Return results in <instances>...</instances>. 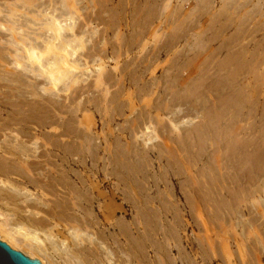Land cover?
Segmentation results:
<instances>
[{
  "label": "rangeland",
  "instance_id": "374dc122",
  "mask_svg": "<svg viewBox=\"0 0 264 264\" xmlns=\"http://www.w3.org/2000/svg\"><path fill=\"white\" fill-rule=\"evenodd\" d=\"M208 1L0 0V77L21 80L0 123L35 142L0 138L38 162L0 189L54 225L57 264L82 248L140 264L143 237L145 264H264V14L247 10L264 0Z\"/></svg>",
  "mask_w": 264,
  "mask_h": 264
},
{
  "label": "bare ground",
  "instance_id": "6f19581e",
  "mask_svg": "<svg viewBox=\"0 0 264 264\" xmlns=\"http://www.w3.org/2000/svg\"><path fill=\"white\" fill-rule=\"evenodd\" d=\"M210 1V0H209ZM208 1V2H209ZM223 1V7H227V11H230L233 12L235 11V8L236 7H241L242 6H248V3L249 1L248 0H222ZM203 2V1H202ZM205 2V1H204ZM203 2V3H204ZM207 2V1H206ZM251 2V1H250ZM253 3V1H252ZM263 3V2H262ZM206 4V3H205ZM209 4V3H208ZM207 5V4H206ZM221 5V4H220ZM264 5V4H263ZM253 8H250L247 9L248 11H251L252 10V15L253 14H257L256 16H258V14L261 15V13L264 14V11H262L261 9V1H257V2H254V4H252ZM209 7V6H208ZM232 8H233V11H232ZM248 8V7H247ZM264 8V7H263ZM240 9V8H239ZM238 9V10H239ZM243 9V8H242ZM244 10V9H243ZM230 12V13H231ZM237 12V10H236ZM244 12V11H243ZM241 13V11H240ZM247 13V12H246ZM246 13L243 14L246 15ZM242 14V13H241ZM262 14V15H263ZM248 15V14H247ZM246 15V16H247ZM252 15H249V16H252ZM225 16V15H224ZM242 16V15H241ZM240 16V17H241ZM254 16V15H253ZM264 17V16H263ZM248 16L245 17L244 16V20H248ZM253 18V17H252ZM250 18V19H252ZM243 19V17H242ZM249 19V20H250ZM233 20V19H232ZM261 20V19H259ZM245 21V22H246ZM256 21V19H255ZM241 22V21H240ZM263 22V21H262ZM238 24V23H237ZM261 25V24H260ZM52 26L54 27H60V23L59 22H53ZM259 26V25H258ZM261 27V26H260ZM229 28V27H228ZM258 28V27H257ZM249 31V30H248ZM245 32V31H244ZM252 39V38H251ZM50 48V46H48ZM59 50L61 51H64V47L63 48H58ZM31 51V50H30ZM34 52H32L31 54H33ZM31 54L29 53V55L31 56ZM35 58H39L38 56H36ZM34 58V59H35ZM60 59V65L55 68L54 70H49L48 71V77H51V79L53 80H57L60 76V73H62L63 71H65L66 69H70V65L69 63H67V59L65 60L64 57L62 58H59ZM33 61V60H32ZM5 65H8L12 68H16L14 65H12L9 61H6L5 62ZM7 66V67H8ZM6 67V68H7ZM9 67V69H10ZM11 68V69H12ZM72 68V67H71ZM53 69V68H51ZM2 77V75H1ZM0 77V119H3L5 120L6 119V116H10V117H7L9 119H18L16 117H13V110L10 112V109L11 107H13L14 105V101L17 99H11V98H15L16 97V89H17V83L20 80L19 77H17L15 74H12L8 79H2ZM7 78V77H5ZM7 82L5 85V83L3 82ZM19 94V92L17 93ZM21 94V93H20ZM19 94V96H20ZM7 99V100H6ZM27 112H25V120L23 121H26L27 123L31 122V117H32V114H33V109L31 108L30 104H28L27 106V109H26ZM18 114V113H16ZM21 121V119H20ZM15 122V121H14ZM20 123V122H19ZM16 124V123H14ZM13 125V124H12ZM11 124H7V122H3V123H0V137H2L4 134L5 131L8 130V134L7 136L9 135V137H11L10 140L11 142H13L14 144H16L17 142V146L19 145H22L24 143V146L26 144V146L29 148V145H33V143L35 142L34 141V138H32L33 136H31V133H28L26 135V138H21V136L19 135V132L16 131V127H13L15 125L12 126ZM18 126V125H17ZM20 128V127H19ZM3 132V133H2ZM22 134V133H21ZM5 138V137H4ZM0 151L3 153L0 155V184L2 186H6V187H9V185H13L14 186V182L16 181H13L12 182V179L10 176H13L15 173L18 172V166L17 164L21 163V165L23 164L25 168H28V170H32L35 166L37 167L38 165V162H32L30 161V159L28 160L27 157H30L31 154H18L17 152H15L14 150L8 147L5 146V144L3 143L5 140H7L6 138L3 140L2 142V139L0 138ZM46 142V141H45ZM49 143V142H48ZM56 143V142H55ZM47 144V142H46ZM58 144V143H56ZM21 147V146H20ZM15 148V147H14ZM17 148V147H16ZM32 148V147H31ZM29 150V149H28ZM46 154V153H45ZM24 155V156H23ZM37 156V155H35ZM42 156V155H40ZM46 156V155H45ZM241 156V155H240ZM9 157H13V161H10ZM232 157V156H231ZM239 158V157H238ZM40 163V162H39ZM20 165V166H21ZM19 166V167H20ZM242 167V166H240ZM17 170V172H15ZM61 171V170H60ZM61 173V172H60ZM240 173V172H239ZM19 174H17L16 176H18ZM63 175V174H62ZM235 175V174H234ZM258 176V175H257ZM22 177V176H21ZM232 177V176H231ZM61 178V177H60ZM66 178V177H65ZM237 178V177H236ZM240 178V177H239ZM238 180V179H237ZM65 183V182H64ZM67 183V182H66ZM12 186H10V190H4V189H0V202H2L3 205H7L8 206H12L14 207V209H16L15 211L13 210V213L14 215H16L15 218H10L7 216V214L4 212V208L3 209H0V241L3 240V242L5 241V243H8L9 246L15 249H22V251L26 254V255H29L30 257L31 256H34V255H38L40 256L39 259L40 261L42 262V264H57L49 255H44L45 254V250L46 248H44V244L42 243L43 242V239L41 238V231H45L48 233V231H50V233L52 232L53 233V230L55 229L54 228V225H49V224H46L45 221L43 220H40V219H37V220H31V218L29 217V214L30 212H32L31 210H29L30 212H28V209L24 208V207H30L31 205H29V203H25V206H23L22 204L19 205V203H17V196L20 195L18 190L20 191V189H23L22 187H16V188H13L11 189ZM81 196V195H80ZM86 199V198H85ZM85 202V201H84ZM67 203V202H66ZM62 204V202H61ZM36 205V204H35ZM39 205V204H38ZM36 205V206H38ZM64 205V204H63ZM79 206V205H78ZM4 207V206H3ZM63 207V206H62ZM11 207H9L10 209ZM33 208V207H32ZM37 208V207H36ZM79 209V208H78ZM63 210V209H62ZM61 210V211H62ZM23 212V214H21ZM28 212V213H27ZM27 213V214H26ZM61 213V212H60ZM12 214V213H11ZM64 215V214H63ZM88 215V214H87ZM51 216V215H50ZM158 216V215H157ZM62 219V218H61ZM66 219V218H65ZM77 220V219H76ZM75 221V220H74ZM80 222V221H79ZM155 223V222H154ZM160 224V223H159ZM63 225V224H62ZM74 225V224H73ZM58 226V225H57ZM59 227V226H58ZM70 226H68L69 228ZM65 228V226H64ZM154 228V227H153ZM156 228V227H155ZM154 228V229H155ZM57 230V229H56ZM67 230V229H66ZM61 231V230H60ZM72 232V230H71ZM143 232V231H142ZM130 233V232H129ZM41 236V237H40ZM140 236V235H139ZM64 237V236H63ZM126 237V235H125ZM124 237V238H125ZM146 237V236H145ZM106 238V237H105ZM48 239V238H47ZM127 239V238H126ZM146 238H142V240L139 242H137V250H138V258L140 259V264H145L146 260H147V257H148V254L149 252L153 251L152 253H156L158 250L156 248H153V243H150V247H151V250H148L147 249V245H146ZM133 240V239H132ZM52 241V240H51ZM64 242V241H63ZM126 242V241H125ZM148 242V240H147ZM59 243V242H58ZM131 243V242H130ZM136 243V241H135ZM133 243V244H135ZM100 244V243H99ZM98 244V245H99ZM117 244V243H116ZM123 244V243H122ZM149 244V243H148ZM156 244V243H155ZM58 245V244H57ZM56 245V246H57ZM60 245V244H59ZM97 245V244H96ZM127 245V244H126ZM136 246V245H134ZM58 247V246H57ZM93 247V246H92ZM133 247V246H132ZM155 247V246H154ZM60 248V247H59ZM58 248V249H59ZM66 248V247H65ZM64 248V249H65ZM116 248V247H115ZM124 248V246H123ZM122 248V249H123ZM158 248V247H157ZM160 248V247H159ZM63 249V248H62ZM63 249V250H64ZM88 249V248H87ZM134 249V247L132 248ZM47 250H49V248H47ZM62 250V251H63ZM80 250V249H79ZM77 251L75 252V254L73 255L74 258L73 260L76 258V261L77 263L76 264H108L105 259L102 257L101 254H98L97 252L95 251H85L84 248H82L80 251ZM90 250V249H89ZM116 250V249H115ZM135 250V249H134ZM55 251V250H54ZM57 251V250H56ZM67 251V250H66ZM108 251V250H107ZM112 251V250H111ZM105 252V251H104ZM123 252H125V254H127V256L129 257V261H130V264L132 263L131 261V257H130V253L128 252V250L126 248L123 249ZM44 253V254H42ZM55 253V252H54ZM71 253V252H70ZM74 253V252H73ZM137 253V252H136ZM67 254L66 256H68L67 259V263L68 261H72V253L71 254H68V253H65ZM124 254V253H123ZM61 255V254H60ZM134 255V254H133ZM136 256V255H135ZM160 257V256H159ZM65 259V260H66ZM160 259V258H159ZM171 259V258H170ZM166 260H169V259H166ZM175 259L172 258V260L170 262V264H175ZM124 261V260H123ZM128 261V259H127ZM115 262V261H114ZM164 262V261H162ZM166 262V261H165ZM164 262V263H165ZM168 262V261H167ZM74 264V262H72ZM153 264H160L159 261H158V258L154 259L152 261ZM162 263V264H164ZM66 264V263H65ZM71 264V263H70ZM115 264V263H114Z\"/></svg>",
  "mask_w": 264,
  "mask_h": 264
},
{
  "label": "water",
  "instance_id": "95a60500",
  "mask_svg": "<svg viewBox=\"0 0 264 264\" xmlns=\"http://www.w3.org/2000/svg\"><path fill=\"white\" fill-rule=\"evenodd\" d=\"M0 264H41L36 258H30L19 250L12 249L0 241Z\"/></svg>",
  "mask_w": 264,
  "mask_h": 264
}]
</instances>
